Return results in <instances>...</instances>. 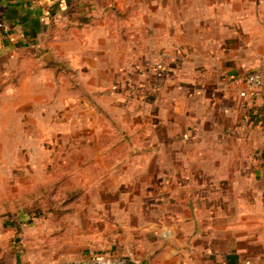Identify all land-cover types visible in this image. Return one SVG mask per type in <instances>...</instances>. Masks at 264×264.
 Segmentation results:
<instances>
[{"label":"crops","instance_id":"1","mask_svg":"<svg viewBox=\"0 0 264 264\" xmlns=\"http://www.w3.org/2000/svg\"><path fill=\"white\" fill-rule=\"evenodd\" d=\"M128 17L147 19L130 47L147 49L149 104L158 93L164 108L147 148L134 144L140 211L120 240L133 258L108 248L61 264H264V88L244 82L264 74V0H0V62L33 67L22 82L54 78L41 54L62 24L102 51L89 65L109 49L121 60Z\"/></svg>","mask_w":264,"mask_h":264},{"label":"rangeland","instance_id":"2","mask_svg":"<svg viewBox=\"0 0 264 264\" xmlns=\"http://www.w3.org/2000/svg\"><path fill=\"white\" fill-rule=\"evenodd\" d=\"M131 20L121 60L109 49L89 65L102 51L79 47L82 26L62 24L41 54L56 63L42 60L54 78L22 82L33 67L0 62V264H61L108 248L133 258L120 240L140 211L134 144L147 148L146 124H163L164 108L158 93L160 105L149 104L147 49L130 47L147 19Z\"/></svg>","mask_w":264,"mask_h":264},{"label":"built area","instance_id":"3","mask_svg":"<svg viewBox=\"0 0 264 264\" xmlns=\"http://www.w3.org/2000/svg\"><path fill=\"white\" fill-rule=\"evenodd\" d=\"M244 82L248 92L251 95H254L264 88V74L258 71L249 72L246 74Z\"/></svg>","mask_w":264,"mask_h":264},{"label":"water","instance_id":"4","mask_svg":"<svg viewBox=\"0 0 264 264\" xmlns=\"http://www.w3.org/2000/svg\"><path fill=\"white\" fill-rule=\"evenodd\" d=\"M42 60L45 62L46 66L53 67L57 66L55 62H53L52 58L49 55H45ZM124 262H111L110 264H120Z\"/></svg>","mask_w":264,"mask_h":264}]
</instances>
